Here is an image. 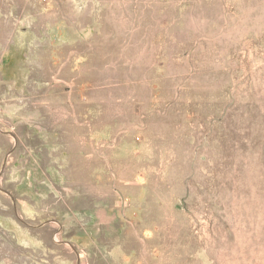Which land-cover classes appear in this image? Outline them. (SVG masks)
Returning <instances> with one entry per match:
<instances>
[{
	"label": "rangeland",
	"instance_id": "374dc122",
	"mask_svg": "<svg viewBox=\"0 0 264 264\" xmlns=\"http://www.w3.org/2000/svg\"><path fill=\"white\" fill-rule=\"evenodd\" d=\"M0 264H264V0H0Z\"/></svg>",
	"mask_w": 264,
	"mask_h": 264
},
{
	"label": "crops",
	"instance_id": "0c3cea01",
	"mask_svg": "<svg viewBox=\"0 0 264 264\" xmlns=\"http://www.w3.org/2000/svg\"><path fill=\"white\" fill-rule=\"evenodd\" d=\"M57 183L58 182L54 183L51 180H47L43 184L41 183V185H39L38 188H42L43 190L46 189V191H47L48 188H50L52 186H56ZM34 193H35V195H34L35 202H37L38 200H39V202H41L42 199H43L42 196L45 195V193L44 192H39V191H35V192H33V194ZM51 195H53V194H51V192L47 193V196H51ZM40 226H43V224H41ZM41 228L42 229H39V233H40L39 235L40 236L43 235L42 233H45L44 231H46V230L43 229V227H41ZM15 231H16L15 234H16L17 238H19L20 242H22L23 244L37 243L40 247H41V244H43V240H41V241L40 240H34L33 239V235H27V234L24 233L23 230H19V231L15 230Z\"/></svg>",
	"mask_w": 264,
	"mask_h": 264
}]
</instances>
